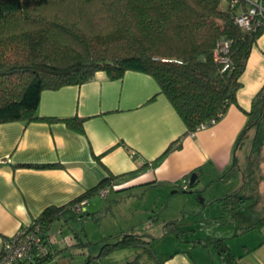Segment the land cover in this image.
<instances>
[{"label": "trees", "instance_id": "trees-1", "mask_svg": "<svg viewBox=\"0 0 264 264\" xmlns=\"http://www.w3.org/2000/svg\"><path fill=\"white\" fill-rule=\"evenodd\" d=\"M222 1L0 0V124L62 121L82 132V118L38 116L41 92L82 84L96 71H104L115 80L129 70L147 73L155 79L160 93L166 96L186 126L182 136L211 118L219 121L231 104H237L241 74L253 46L264 32V16L257 15L252 28L242 30L234 22L231 0H226L225 9L220 7ZM223 38L229 40L231 62L224 71L214 57V50ZM245 113L247 122L237 137V148L247 138L249 130H259L264 121V86ZM180 147V139L173 141L164 155ZM234 162L224 173L233 171L236 157ZM21 166L51 168L57 165L27 163ZM115 179L116 176L110 174L67 204L45 208L31 224H39L47 238L52 222L63 211H71L70 206L89 200L102 189L118 186ZM196 182L197 179L187 185L186 181L181 191L185 192ZM219 202L224 208L235 210L242 206L243 199L233 193L220 197ZM101 213L85 210L77 216L97 220ZM169 223L177 226L174 220ZM169 228L166 231L169 232ZM143 236L123 234L120 240L103 245L101 254L138 246L151 252L145 247L149 241ZM194 242L211 246L223 264L236 263L225 238L211 237ZM53 256L54 251L51 258ZM138 261L139 255L124 264H138Z\"/></svg>", "mask_w": 264, "mask_h": 264}, {"label": "crops", "instance_id": "crops-1", "mask_svg": "<svg viewBox=\"0 0 264 264\" xmlns=\"http://www.w3.org/2000/svg\"><path fill=\"white\" fill-rule=\"evenodd\" d=\"M253 1L264 5V0ZM240 82L237 104H231L215 125L192 137L182 136L184 122L147 73L129 70L113 80L104 71H96L82 84L43 90L37 115L82 118L83 131L62 121L0 124V251L6 238L31 224L45 208L67 204L110 174L116 176L118 185L112 189H124L163 184L183 187L191 172L196 170L198 181L202 169L224 172L234 165L235 157L233 171L236 167L240 171L236 140L247 122L245 112L264 86V32L249 54ZM179 139L181 147L164 155L169 144ZM27 163L57 166H21ZM240 177L235 174L226 180L235 186L242 182L243 188L246 183ZM239 188L213 198L221 206V214H230L235 220L223 238L229 241L225 242L236 257L235 264H264V217L259 218L256 212V206L262 203H254V211L248 212L245 223H240L244 198L252 195L255 200L256 192H246L243 197ZM233 193L242 197V206L235 210L224 208L219 198ZM97 196L101 197L94 194L89 202ZM98 210L104 214L103 208L94 212ZM131 233L133 230L124 234ZM238 235L242 237L239 249L232 241ZM177 243L164 247L161 254L148 251L138 264L143 259L145 264H223L211 246L184 239ZM51 247L55 257L58 250Z\"/></svg>", "mask_w": 264, "mask_h": 264}, {"label": "rangeland", "instance_id": "rangeland-1", "mask_svg": "<svg viewBox=\"0 0 264 264\" xmlns=\"http://www.w3.org/2000/svg\"><path fill=\"white\" fill-rule=\"evenodd\" d=\"M220 7L225 9L227 1L223 0ZM236 156L240 171L236 167L229 174L223 171L217 173L206 167L199 173L196 184L185 189V192L181 191V186L167 184L111 189L106 197L100 195L88 202L89 212L103 208L104 214L97 220L81 219L71 212H64L47 231L50 244L58 250L51 264H124L138 255L139 259L147 256L148 251L142 247L117 248L101 254L103 245L120 240L124 233L132 230L133 233L144 235L143 239L149 241L145 243L146 248L160 254L164 247L179 245L177 242L181 239L190 243L196 239L223 237L235 220L230 214L222 215L221 206L213 198L231 193L229 191L239 186L237 191L242 196L254 191L256 199L253 200L252 195L244 198L245 210L239 213L238 221L245 223L248 212L254 211L256 202L262 203L256 206V212L260 213L258 217H264V121L259 130H249ZM235 174L244 177L246 184L243 188L242 182L237 186L227 182L226 178ZM172 220L177 226L169 223ZM168 227H171L169 232H164V228ZM233 240L239 249L241 235L235 236ZM225 241L228 240L225 238ZM139 264H145V259Z\"/></svg>", "mask_w": 264, "mask_h": 264}, {"label": "built area", "instance_id": "built-area-1", "mask_svg": "<svg viewBox=\"0 0 264 264\" xmlns=\"http://www.w3.org/2000/svg\"><path fill=\"white\" fill-rule=\"evenodd\" d=\"M230 5L235 11L234 22L242 30H250L257 15L264 16V5H262L261 1L231 0ZM228 52L229 40L223 38L214 50L215 60L223 65V71L231 65ZM217 122L218 120L215 118L202 122L194 131L189 132L188 136L192 137L198 131L207 129ZM183 187L185 188V185ZM107 193L108 189L99 191L101 196H105ZM88 202V199H83L69 208L73 213L79 215L87 210ZM52 253L53 250L50 242L44 236L41 226L39 224H29L22 226L15 235L4 241L0 252V264H21L25 262L31 264H51Z\"/></svg>", "mask_w": 264, "mask_h": 264}, {"label": "water", "instance_id": "water-1", "mask_svg": "<svg viewBox=\"0 0 264 264\" xmlns=\"http://www.w3.org/2000/svg\"><path fill=\"white\" fill-rule=\"evenodd\" d=\"M197 177V173L196 172H192L189 176V185H192L194 183V181L196 180Z\"/></svg>", "mask_w": 264, "mask_h": 264}]
</instances>
